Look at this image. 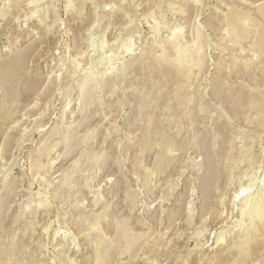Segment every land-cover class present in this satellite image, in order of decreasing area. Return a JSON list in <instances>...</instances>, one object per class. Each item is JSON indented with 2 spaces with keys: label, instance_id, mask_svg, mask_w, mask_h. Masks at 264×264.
<instances>
[{
  "label": "rangeland",
  "instance_id": "rangeland-1",
  "mask_svg": "<svg viewBox=\"0 0 264 264\" xmlns=\"http://www.w3.org/2000/svg\"><path fill=\"white\" fill-rule=\"evenodd\" d=\"M255 204L264 0H0V264H238Z\"/></svg>",
  "mask_w": 264,
  "mask_h": 264
},
{
  "label": "bare ground",
  "instance_id": "bare-ground-1",
  "mask_svg": "<svg viewBox=\"0 0 264 264\" xmlns=\"http://www.w3.org/2000/svg\"><path fill=\"white\" fill-rule=\"evenodd\" d=\"M183 59L180 58L179 63H182ZM256 218L258 220L259 226H255V228H249L246 234H243V238L241 240H236L235 243H232L226 251L228 254H235L237 260L235 261L238 264H241L243 261V257L250 254L255 253V245L259 243L262 239H264V206L262 204H255L253 208L252 219ZM257 224V225H258ZM256 225V224H255ZM257 227V228H256ZM264 241V240H263ZM225 250V249H224Z\"/></svg>",
  "mask_w": 264,
  "mask_h": 264
}]
</instances>
